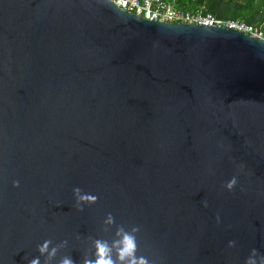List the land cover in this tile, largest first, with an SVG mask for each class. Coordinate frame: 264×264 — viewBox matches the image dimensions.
Listing matches in <instances>:
<instances>
[{
    "label": "water",
    "instance_id": "95a60500",
    "mask_svg": "<svg viewBox=\"0 0 264 264\" xmlns=\"http://www.w3.org/2000/svg\"><path fill=\"white\" fill-rule=\"evenodd\" d=\"M75 188L98 202L79 211ZM119 225L150 264L264 254V41L109 0H0V264H44L46 240L82 264Z\"/></svg>",
    "mask_w": 264,
    "mask_h": 264
},
{
    "label": "clouds",
    "instance_id": "9594fccd",
    "mask_svg": "<svg viewBox=\"0 0 264 264\" xmlns=\"http://www.w3.org/2000/svg\"><path fill=\"white\" fill-rule=\"evenodd\" d=\"M237 179L233 177L227 184L226 189L232 192L237 187ZM14 187H19V182H14ZM76 200V207L79 211L84 210V206L95 205L98 197L92 194H85L80 188L73 189ZM115 226L114 217L107 215L104 220V231L108 232ZM140 228L131 226L126 228L123 225L116 226L115 237L109 241L105 239H94L92 241L93 250L86 255L82 264H150L148 258L143 255L138 256L139 244L138 234ZM236 246L235 241L229 243L230 248ZM67 247V241L61 242L56 246H52L51 240H46L42 245L38 246L40 256L45 257L44 264H54L60 251ZM29 264H41V260L33 258ZM59 264H74L71 256H64L59 260ZM245 264H264V254H260L253 249Z\"/></svg>",
    "mask_w": 264,
    "mask_h": 264
},
{
    "label": "built area",
    "instance_id": "2783aa9c",
    "mask_svg": "<svg viewBox=\"0 0 264 264\" xmlns=\"http://www.w3.org/2000/svg\"><path fill=\"white\" fill-rule=\"evenodd\" d=\"M122 11L144 20L168 24H189L226 28L250 38L264 41V31L252 23L237 19L219 18L205 9L188 11L178 7L176 0H109Z\"/></svg>",
    "mask_w": 264,
    "mask_h": 264
},
{
    "label": "trees",
    "instance_id": "16d2710c",
    "mask_svg": "<svg viewBox=\"0 0 264 264\" xmlns=\"http://www.w3.org/2000/svg\"><path fill=\"white\" fill-rule=\"evenodd\" d=\"M211 0H176L177 6L188 11H196L197 9H205L207 12L219 17V5H233L235 9L233 13L237 20L252 23L253 18H257L256 23L264 31V0H218L216 3H210ZM217 4V6L215 5ZM230 19V18H224Z\"/></svg>",
    "mask_w": 264,
    "mask_h": 264
},
{
    "label": "crops",
    "instance_id": "0c3cea01",
    "mask_svg": "<svg viewBox=\"0 0 264 264\" xmlns=\"http://www.w3.org/2000/svg\"><path fill=\"white\" fill-rule=\"evenodd\" d=\"M224 5H219V8H218V10H217V12H218V15L220 16V17H223V18H230V19H233V18H235V15H234V13H232V14H227L226 12H224V10H223V7ZM229 11V10H228ZM258 20H257V18H253L252 19V21H250V22H252V23H256Z\"/></svg>",
    "mask_w": 264,
    "mask_h": 264
},
{
    "label": "rangeland",
    "instance_id": "374dc122",
    "mask_svg": "<svg viewBox=\"0 0 264 264\" xmlns=\"http://www.w3.org/2000/svg\"><path fill=\"white\" fill-rule=\"evenodd\" d=\"M216 1H218V0H211L210 3H216ZM215 5L217 6V4H215ZM222 8H223L224 12H226L227 14H232L233 10L235 9V6H233V5H224ZM219 18H223V17L219 16Z\"/></svg>",
    "mask_w": 264,
    "mask_h": 264
}]
</instances>
